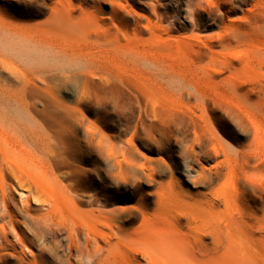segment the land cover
<instances>
[{
    "label": "bare ground",
    "instance_id": "bare-ground-1",
    "mask_svg": "<svg viewBox=\"0 0 264 264\" xmlns=\"http://www.w3.org/2000/svg\"><path fill=\"white\" fill-rule=\"evenodd\" d=\"M118 1L0 0V264H264L254 224L223 211L220 198H226L217 189L187 197L172 180L170 195L155 192L149 200L143 194L130 206L86 199L69 168L62 123L82 114L64 108L50 85L70 74L68 65L79 56L118 81L127 79L123 68L146 66L147 75L165 82L196 84L194 96L180 89L191 109L190 98L199 102L206 95L201 85L222 78L226 100L264 129V0H237L250 7L229 20L216 10L231 9V0L199 2L196 26L202 28L200 18L207 15L216 33L169 39L171 30L156 25L168 38L147 44L139 36V14L129 12L133 23L130 16L119 20L126 7ZM106 3L109 24L98 18ZM96 146L116 165L110 176L126 182L129 148L101 140ZM234 175L242 180L241 172ZM17 187L26 190L20 201Z\"/></svg>",
    "mask_w": 264,
    "mask_h": 264
},
{
    "label": "rangeland",
    "instance_id": "rangeland-1",
    "mask_svg": "<svg viewBox=\"0 0 264 264\" xmlns=\"http://www.w3.org/2000/svg\"><path fill=\"white\" fill-rule=\"evenodd\" d=\"M211 1L120 0L118 2L126 9L120 10L118 17L121 20L130 16L133 23L129 12L139 14V24L143 27L139 36L146 40L145 44L151 43L153 37L168 38L159 34L157 26L171 30L169 39L194 33L209 36L216 33L217 25L204 15L199 29L193 10L199 2L206 5ZM231 1V9L226 5L216 10V14L219 16V11H223L228 20L236 19L243 15L240 10L251 4ZM17 9L28 8L18 6ZM103 9L98 18L101 23L109 24L110 4H104ZM74 62L68 65L72 70L70 74L51 79L50 85L64 108L82 114L79 120L66 118L62 123L66 128L64 145L69 168L78 179L77 185L84 189L83 196L86 199L103 197L115 205L130 206L143 194L170 195L168 183L172 180L187 197L208 196L217 189L221 197L226 198H220L221 209L233 211L237 222H252L255 250L264 252V160L261 156L264 129L226 100L229 89L222 78L214 85L202 84L206 95L199 102L190 98L192 107L188 109L183 105L188 101L187 96L182 100L180 89L194 96L193 89L197 85L187 80L177 78L165 82L147 75L146 66H128L123 68L127 79L118 81L105 70L100 71L97 63L89 64L82 56ZM98 140L129 148L133 161L126 171V182H118L110 176L116 165L99 151ZM234 172H241L242 180ZM244 182L257 183L256 190ZM13 192L20 201L26 190L17 187ZM234 196L238 197L237 201H233ZM152 199L150 195L149 200ZM223 215L226 222V212ZM4 222H8L7 217ZM7 228L10 229L9 224ZM11 231L13 237L14 231Z\"/></svg>",
    "mask_w": 264,
    "mask_h": 264
}]
</instances>
